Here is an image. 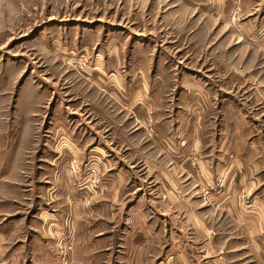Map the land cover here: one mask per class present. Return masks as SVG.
Wrapping results in <instances>:
<instances>
[{
  "label": "rangeland",
  "instance_id": "1",
  "mask_svg": "<svg viewBox=\"0 0 264 264\" xmlns=\"http://www.w3.org/2000/svg\"><path fill=\"white\" fill-rule=\"evenodd\" d=\"M204 1L0 0V148H24L25 159L37 168L42 159H50L52 150L64 153V136H69L82 157H70L64 169L72 178L70 188L85 192L81 202L90 206L102 196L107 173L115 171L123 180L121 194L128 192L138 210L143 206L138 196L152 192L146 184L155 181L158 167L146 150L154 147L151 138L160 124L164 134H177L178 121L187 122L190 110L197 109L205 121L197 124L196 134H209L214 146L221 127L223 134L236 132L234 124L222 121L225 105L217 97L227 93L232 99H225L238 106L244 120L239 129L245 144L264 148V129L253 136V129L264 128V11L253 14L256 26L245 27L244 0H208L225 2L223 12L205 8ZM237 35L241 38L235 41ZM117 38L115 49L109 41ZM190 76L201 84L195 89L197 108L179 99ZM142 82H148L151 91L141 95L137 89ZM208 88L214 100L210 94L203 96ZM180 126L182 134L190 133L188 124ZM244 149L252 158L249 147ZM170 166L172 161L165 160L159 167L162 178H169ZM198 174L202 182L197 194L204 202L223 192L220 177L209 185ZM252 195L242 189L246 209L254 206ZM108 204L101 210L114 209ZM74 225L71 218L64 222V234L72 233L64 255L61 234L56 240L63 264L74 242Z\"/></svg>",
  "mask_w": 264,
  "mask_h": 264
},
{
  "label": "crops",
  "instance_id": "2",
  "mask_svg": "<svg viewBox=\"0 0 264 264\" xmlns=\"http://www.w3.org/2000/svg\"><path fill=\"white\" fill-rule=\"evenodd\" d=\"M204 3L205 8L216 12L227 9L223 1L205 0ZM242 10L247 15L245 27H254L258 23L253 14L264 11V0H244ZM239 38L237 35L235 41ZM115 41L109 42L116 44L112 47L116 49L120 42L118 38ZM146 53L147 50H142L141 56H147ZM186 82L179 99L189 100L188 104L197 108L195 89L201 84L192 76ZM139 86L141 95L151 91L148 82ZM209 88L203 96L210 94L214 100ZM225 97L232 99L227 93L217 97L225 105L222 121L234 124L236 132L223 134L224 127H221L214 146L208 142L209 134H196L197 124L205 121L197 109L188 113V123L178 121L177 134H164V126L160 124L158 134L151 138L154 147L146 150L158 167L155 181L150 179L146 184L152 192H141L138 196L144 206L139 210L129 202L132 196L128 192L121 194L123 180L117 178L115 171L107 173V189L102 196L92 200L90 206L81 202L85 192L75 190L72 185L70 188L72 178L64 169L70 157H82L80 148L69 141V136H64L67 140L64 153L60 149L52 150L50 159H42L37 168L26 160L24 148H0L2 264H63L56 240L64 230L65 220L70 218L75 224V236L65 264H264V148L260 143L245 144L244 133L239 129L245 125L240 110ZM150 98L156 99L153 94ZM136 104L138 110L144 111L141 103ZM182 123L188 124L189 134H182ZM261 126L264 127V121ZM263 129H253L257 133L253 136L256 138ZM166 137L173 142L172 147L167 146ZM97 144L93 145L94 152ZM246 146L252 158L245 156ZM196 156L200 160L195 161ZM143 158L149 161L148 156ZM165 160L172 161L167 179L159 172ZM198 172L209 185L216 176L220 177L223 192L213 194L210 201L204 202L197 194L202 182ZM178 189L184 193L179 194ZM242 189L253 194L252 209H246L241 203ZM121 199H127L128 203L121 204ZM107 204L114 209L102 211V206ZM105 221L110 225L102 226Z\"/></svg>",
  "mask_w": 264,
  "mask_h": 264
},
{
  "label": "built area",
  "instance_id": "3",
  "mask_svg": "<svg viewBox=\"0 0 264 264\" xmlns=\"http://www.w3.org/2000/svg\"><path fill=\"white\" fill-rule=\"evenodd\" d=\"M72 233L70 231H67V233L64 234V231L61 232L60 241H59V248L60 252L64 255V252L67 248L70 246V239H71ZM64 236L70 237L68 240L64 239Z\"/></svg>",
  "mask_w": 264,
  "mask_h": 264
}]
</instances>
